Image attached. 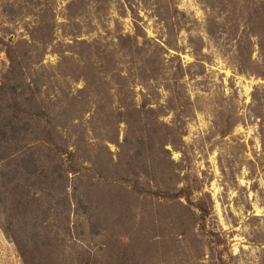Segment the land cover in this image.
<instances>
[{"label":"rangeland","instance_id":"rangeland-1","mask_svg":"<svg viewBox=\"0 0 264 264\" xmlns=\"http://www.w3.org/2000/svg\"><path fill=\"white\" fill-rule=\"evenodd\" d=\"M0 264H264V0H0Z\"/></svg>","mask_w":264,"mask_h":264},{"label":"trees","instance_id":"trees-1","mask_svg":"<svg viewBox=\"0 0 264 264\" xmlns=\"http://www.w3.org/2000/svg\"><path fill=\"white\" fill-rule=\"evenodd\" d=\"M42 138H43V140H45V142H46L47 144H51V145H53V146H54V144H53V143H51V140H50V138H49V137H47V136H42ZM167 197H170V198H172V197H177V194H176V195H174V196H172V195H169V196H167Z\"/></svg>","mask_w":264,"mask_h":264}]
</instances>
